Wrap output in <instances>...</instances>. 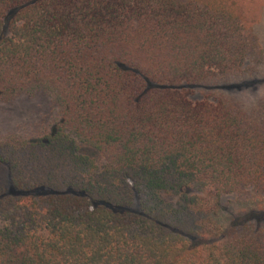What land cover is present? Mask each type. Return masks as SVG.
I'll use <instances>...</instances> for the list:
<instances>
[{
  "label": "trees",
  "instance_id": "trees-1",
  "mask_svg": "<svg viewBox=\"0 0 264 264\" xmlns=\"http://www.w3.org/2000/svg\"><path fill=\"white\" fill-rule=\"evenodd\" d=\"M246 11L0 0V104L60 107L44 134L0 136V264H264V97L218 84L264 63ZM231 196L252 209L223 219Z\"/></svg>",
  "mask_w": 264,
  "mask_h": 264
},
{
  "label": "rangeland",
  "instance_id": "rangeland-1",
  "mask_svg": "<svg viewBox=\"0 0 264 264\" xmlns=\"http://www.w3.org/2000/svg\"><path fill=\"white\" fill-rule=\"evenodd\" d=\"M249 13L248 29L255 33L260 39L264 49V0H240ZM252 62L248 63V67ZM251 70L248 77L249 85H238L230 81L218 82L220 85H230V91L240 94V99L248 106L254 105L257 100L264 97V63ZM60 107L52 92L39 91L34 95H21L9 102L0 104V136L18 134L24 137H34L48 132L55 119L59 116ZM81 152L95 157L102 163L100 154L86 144H81ZM4 177V171L0 170V179ZM166 201H175L176 197L169 194L163 195ZM234 196L224 199L225 210L222 218L226 219L228 214H242L246 209H252L251 204L243 203ZM264 205V204H263ZM245 213V212H244ZM257 223L264 225V221L257 219Z\"/></svg>",
  "mask_w": 264,
  "mask_h": 264
}]
</instances>
